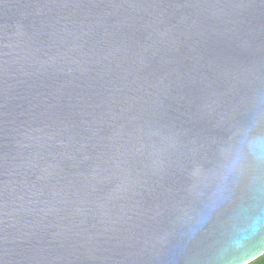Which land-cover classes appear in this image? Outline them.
I'll return each mask as SVG.
<instances>
[{"label":"water","instance_id":"obj_1","mask_svg":"<svg viewBox=\"0 0 264 264\" xmlns=\"http://www.w3.org/2000/svg\"><path fill=\"white\" fill-rule=\"evenodd\" d=\"M264 0H0V264L264 255Z\"/></svg>","mask_w":264,"mask_h":264},{"label":"clouds","instance_id":"obj_2","mask_svg":"<svg viewBox=\"0 0 264 264\" xmlns=\"http://www.w3.org/2000/svg\"><path fill=\"white\" fill-rule=\"evenodd\" d=\"M247 154L257 163H264V135L254 132L251 128L243 133L239 148L235 152V157L231 162V168L235 170L241 157Z\"/></svg>","mask_w":264,"mask_h":264},{"label":"trees","instance_id":"obj_3","mask_svg":"<svg viewBox=\"0 0 264 264\" xmlns=\"http://www.w3.org/2000/svg\"><path fill=\"white\" fill-rule=\"evenodd\" d=\"M248 264H264V255L255 259L254 261H252Z\"/></svg>","mask_w":264,"mask_h":264}]
</instances>
